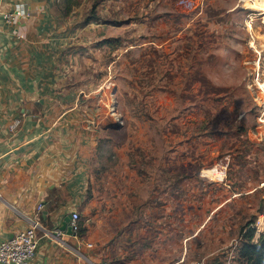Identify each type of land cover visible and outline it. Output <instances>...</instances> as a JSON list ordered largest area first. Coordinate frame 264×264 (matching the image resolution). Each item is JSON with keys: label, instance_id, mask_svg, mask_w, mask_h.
Listing matches in <instances>:
<instances>
[{"label": "rangeland", "instance_id": "obj_1", "mask_svg": "<svg viewBox=\"0 0 264 264\" xmlns=\"http://www.w3.org/2000/svg\"><path fill=\"white\" fill-rule=\"evenodd\" d=\"M258 1L91 0L87 7L77 0L82 22L105 15L111 32L95 46L109 52L100 60L111 62L109 73L98 68L72 78L83 91L80 111L94 115L100 131L114 132L103 139L106 152L124 149L142 180L144 202L158 195L152 212L166 200L174 205V254L185 251L195 262L210 251L207 244H228L209 264L228 255L237 264L241 227L250 223L254 239L264 233V93L258 88L264 86V15L254 7ZM103 164L102 172L118 160ZM211 178L226 181L236 195L186 243L204 221L200 209L227 195L210 185L202 196L197 187ZM251 186L254 192L242 193Z\"/></svg>", "mask_w": 264, "mask_h": 264}, {"label": "crops", "instance_id": "obj_2", "mask_svg": "<svg viewBox=\"0 0 264 264\" xmlns=\"http://www.w3.org/2000/svg\"><path fill=\"white\" fill-rule=\"evenodd\" d=\"M82 1L89 7L91 0ZM74 2L70 6V0H1L0 242L37 221L38 245L29 264L195 263L185 251L174 254V231L169 229L174 205L166 200L152 212L158 195L144 202L142 180L121 155L124 149L106 152L103 139L114 132L100 131L94 115L80 111L83 91L72 78L98 68L109 73L111 62H103L109 52L95 46L108 41L111 32L102 14L83 24ZM101 6L103 11L108 8L103 2ZM16 8L22 15L5 22L2 16ZM111 158L118 164L102 172ZM98 164L103 167L96 168ZM245 180L253 181L252 176ZM211 181L216 185H198L202 196L210 185L224 187L227 195L209 210L204 206L202 214L200 209L204 221L184 237L186 243L236 195L226 181ZM144 204L150 211L145 212ZM38 205L42 209L36 216ZM73 213L85 228L81 235L60 230ZM207 246L210 251L197 262L209 264L228 244H207L204 249ZM231 259L228 255L214 263L236 264Z\"/></svg>", "mask_w": 264, "mask_h": 264}, {"label": "built area", "instance_id": "obj_3", "mask_svg": "<svg viewBox=\"0 0 264 264\" xmlns=\"http://www.w3.org/2000/svg\"><path fill=\"white\" fill-rule=\"evenodd\" d=\"M21 15V8H16L12 12L4 14L2 17L5 22H11ZM41 209L42 206L38 205L36 216L39 215ZM69 227L71 233L77 236L81 227L78 213H73L71 215ZM37 229L38 223L36 221L25 231L0 242V264H29L34 259L38 245ZM192 264L202 263L195 262Z\"/></svg>", "mask_w": 264, "mask_h": 264}, {"label": "trees", "instance_id": "obj_4", "mask_svg": "<svg viewBox=\"0 0 264 264\" xmlns=\"http://www.w3.org/2000/svg\"><path fill=\"white\" fill-rule=\"evenodd\" d=\"M76 2L70 0V6ZM89 18H86L83 24H87ZM250 223L241 227L240 246L238 250L237 264H264V233H261L255 240V229L249 228ZM81 226V223H80ZM85 228L82 226L78 235L83 234Z\"/></svg>", "mask_w": 264, "mask_h": 264}, {"label": "bare ground", "instance_id": "obj_5", "mask_svg": "<svg viewBox=\"0 0 264 264\" xmlns=\"http://www.w3.org/2000/svg\"><path fill=\"white\" fill-rule=\"evenodd\" d=\"M261 1L264 2V0H261ZM254 6L260 7V8H258L259 9L258 15H264V4L263 3L255 2L254 3ZM251 44H254V43L251 41ZM258 88L264 93V86H263V84L258 83ZM261 122L264 123V119H261Z\"/></svg>", "mask_w": 264, "mask_h": 264}, {"label": "water", "instance_id": "obj_6", "mask_svg": "<svg viewBox=\"0 0 264 264\" xmlns=\"http://www.w3.org/2000/svg\"><path fill=\"white\" fill-rule=\"evenodd\" d=\"M70 220H71V215L67 216V217L64 219V221H63V223H62V226H61L60 230H62V231L65 230V231H67L68 234H72V233H71V229H70V227H69Z\"/></svg>", "mask_w": 264, "mask_h": 264}]
</instances>
